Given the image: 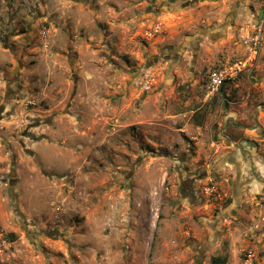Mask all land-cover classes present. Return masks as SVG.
<instances>
[{
	"label": "rangeland",
	"instance_id": "rangeland-1",
	"mask_svg": "<svg viewBox=\"0 0 264 264\" xmlns=\"http://www.w3.org/2000/svg\"><path fill=\"white\" fill-rule=\"evenodd\" d=\"M136 4L0 0V264H214L220 251L239 264L251 226L264 246V213L218 226L230 181L221 210L184 189L192 154L173 126L194 89L170 59L197 28L146 39ZM246 135L234 143L249 138L264 157V128ZM209 231L219 245L204 247Z\"/></svg>",
	"mask_w": 264,
	"mask_h": 264
},
{
	"label": "crops",
	"instance_id": "crops-1",
	"mask_svg": "<svg viewBox=\"0 0 264 264\" xmlns=\"http://www.w3.org/2000/svg\"><path fill=\"white\" fill-rule=\"evenodd\" d=\"M134 7L139 11L140 19L149 24V29L158 26L161 35L179 32L180 28L192 32L197 28L193 38H184L181 45L173 46L176 53L170 59L172 65H178L171 73L190 78L193 82L191 89H194L188 94L189 102L185 103L186 110H183L182 116L186 120L173 126L178 143V138H189L181 145V151H190L192 154L183 159L182 168H178L181 176L188 177L185 181L188 184L184 189L199 199L201 196L196 185L200 187L207 182H217L226 186L230 181L231 202L222 212L223 221L220 219L218 226L223 227L227 214H233L237 219L254 220L264 213L263 207L253 206L254 199H264V157L257 152L251 139H238L242 152L235 148L234 139L244 133L247 134L245 137H262L264 45L252 70L245 71L236 82L222 86L216 98H222L225 103H206L204 94L201 98L197 93L206 89L207 81L205 85H199L202 72L209 73L213 68L242 58L238 35L242 36L256 24L257 1L137 0ZM188 52L193 54V59L186 73L187 69H182L179 63L181 56L183 59L188 58ZM161 94L162 91L156 96ZM193 100L202 104L192 105ZM178 116L180 115L174 117ZM213 133L217 135L216 141L212 139ZM208 235L204 247L219 245V232L209 231ZM232 240L230 245H233ZM237 242L241 249L249 245L245 237L237 239ZM230 245L229 254L232 258ZM220 255L221 251L217 252L216 257Z\"/></svg>",
	"mask_w": 264,
	"mask_h": 264
},
{
	"label": "built area",
	"instance_id": "built-area-1",
	"mask_svg": "<svg viewBox=\"0 0 264 264\" xmlns=\"http://www.w3.org/2000/svg\"><path fill=\"white\" fill-rule=\"evenodd\" d=\"M159 33V27L154 26L145 34V37L150 39ZM238 41L242 48V58L236 62L225 63L213 68L208 73L203 96L204 101L210 102L220 94V89L224 84L236 82L241 74L254 68L264 45V0L260 1L258 7L256 24L252 29L244 32L242 36L238 35ZM149 89L150 84L146 83L144 90L147 91ZM224 189L217 182H207L200 186L199 193L221 210L227 205L229 199L228 192ZM259 231L256 226H251L244 233L249 245L243 250L239 264H257L259 258L261 256L264 257V246H259L260 241H256L257 232Z\"/></svg>",
	"mask_w": 264,
	"mask_h": 264
},
{
	"label": "trees",
	"instance_id": "trees-1",
	"mask_svg": "<svg viewBox=\"0 0 264 264\" xmlns=\"http://www.w3.org/2000/svg\"><path fill=\"white\" fill-rule=\"evenodd\" d=\"M227 258L226 257H216L212 259V263L214 264H226Z\"/></svg>",
	"mask_w": 264,
	"mask_h": 264
},
{
	"label": "water",
	"instance_id": "water-1",
	"mask_svg": "<svg viewBox=\"0 0 264 264\" xmlns=\"http://www.w3.org/2000/svg\"><path fill=\"white\" fill-rule=\"evenodd\" d=\"M235 146V148H237L238 150H240L241 151V145H239V144H236V145H234ZM242 152V151H241Z\"/></svg>",
	"mask_w": 264,
	"mask_h": 264
},
{
	"label": "flooded vegetation",
	"instance_id": "flooded-vegetation-1",
	"mask_svg": "<svg viewBox=\"0 0 264 264\" xmlns=\"http://www.w3.org/2000/svg\"><path fill=\"white\" fill-rule=\"evenodd\" d=\"M187 184H188V183H183V187H184V188L187 187Z\"/></svg>",
	"mask_w": 264,
	"mask_h": 264
}]
</instances>
